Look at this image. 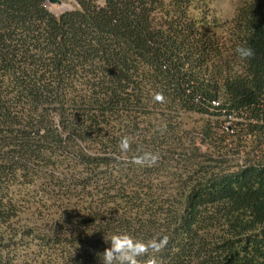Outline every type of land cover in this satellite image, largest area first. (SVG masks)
<instances>
[{"label": "trees", "instance_id": "obj_1", "mask_svg": "<svg viewBox=\"0 0 264 264\" xmlns=\"http://www.w3.org/2000/svg\"><path fill=\"white\" fill-rule=\"evenodd\" d=\"M62 1L0 0V264H264V0Z\"/></svg>", "mask_w": 264, "mask_h": 264}, {"label": "clouds", "instance_id": "obj_2", "mask_svg": "<svg viewBox=\"0 0 264 264\" xmlns=\"http://www.w3.org/2000/svg\"><path fill=\"white\" fill-rule=\"evenodd\" d=\"M235 52L241 60L251 59L254 56L253 49L244 45H237ZM153 98L157 102L164 101L162 93H156ZM118 146L122 153H127L131 149V138L122 137ZM158 160V153L143 152L135 155L131 163L139 166H151L155 165ZM106 242L110 246L98 254L101 264H159L155 254L162 252L167 246L168 237L145 242L128 233H117L113 234Z\"/></svg>", "mask_w": 264, "mask_h": 264}, {"label": "rangeland", "instance_id": "obj_3", "mask_svg": "<svg viewBox=\"0 0 264 264\" xmlns=\"http://www.w3.org/2000/svg\"><path fill=\"white\" fill-rule=\"evenodd\" d=\"M56 1H58L60 4H51V3H49L50 0H48V5H49L51 11H53V12H61V11L65 10V9L70 8V4L69 3L65 2V1H62V0H56ZM217 4L220 6L222 11L229 12V8H228L229 7V0H219L217 2ZM229 17H230V15H229Z\"/></svg>", "mask_w": 264, "mask_h": 264}, {"label": "water", "instance_id": "obj_4", "mask_svg": "<svg viewBox=\"0 0 264 264\" xmlns=\"http://www.w3.org/2000/svg\"><path fill=\"white\" fill-rule=\"evenodd\" d=\"M49 3H51V4H59V2L58 1H56V0H50V2Z\"/></svg>", "mask_w": 264, "mask_h": 264}]
</instances>
